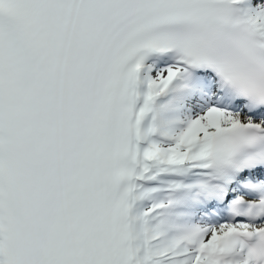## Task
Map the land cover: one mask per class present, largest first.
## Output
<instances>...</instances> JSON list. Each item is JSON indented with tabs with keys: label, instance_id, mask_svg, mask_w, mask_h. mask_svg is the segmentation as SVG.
<instances>
[{
	"label": "snow or ice",
	"instance_id": "6c2138e0",
	"mask_svg": "<svg viewBox=\"0 0 264 264\" xmlns=\"http://www.w3.org/2000/svg\"><path fill=\"white\" fill-rule=\"evenodd\" d=\"M0 264H264V0H0Z\"/></svg>",
	"mask_w": 264,
	"mask_h": 264
}]
</instances>
